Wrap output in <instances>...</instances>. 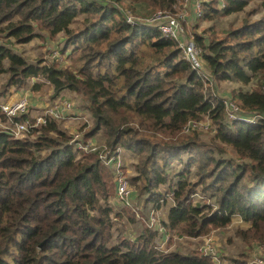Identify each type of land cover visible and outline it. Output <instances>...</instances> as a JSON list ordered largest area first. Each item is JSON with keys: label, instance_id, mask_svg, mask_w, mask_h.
Wrapping results in <instances>:
<instances>
[{"label": "trees", "instance_id": "trees-1", "mask_svg": "<svg viewBox=\"0 0 264 264\" xmlns=\"http://www.w3.org/2000/svg\"><path fill=\"white\" fill-rule=\"evenodd\" d=\"M129 1L138 16L183 2ZM249 2L237 25L190 34L215 83L209 88L173 38L127 23L105 0H0V73L6 74L0 95L31 78L39 79L31 82L34 90L49 84L51 97L75 92L91 115L89 127L78 128L81 139L100 131L108 153L122 147L135 155L127 178L152 214L171 199L165 220L156 216L160 226L148 225L134 204L109 203L111 165L99 149L76 148L60 119L47 115L20 137L0 127V264H215L196 247L183 251L168 243L173 236L209 234L232 216L247 223L235 235L248 251L229 257V264H254L247 261L249 248L264 244V0H199L198 17L218 18ZM256 8L261 13L251 18ZM58 34V53L67 51L71 66L56 53L26 60L8 44L9 37L26 42ZM221 81L236 82L230 99L259 116L228 119L216 90ZM206 117L205 130H183ZM136 221L131 234L117 229Z\"/></svg>", "mask_w": 264, "mask_h": 264}, {"label": "rangeland", "instance_id": "rangeland-1", "mask_svg": "<svg viewBox=\"0 0 264 264\" xmlns=\"http://www.w3.org/2000/svg\"><path fill=\"white\" fill-rule=\"evenodd\" d=\"M112 1V0H111ZM114 2V1H112ZM115 3V7L119 8V10H123L124 8H130V4L131 1L129 0H124L122 1V3L117 4ZM111 4V3H110ZM195 1L194 0H190L188 1L185 5H183L182 2V6L180 7L178 4L173 5L172 9L173 10H169L171 12H173V14H175L177 17L179 16L180 20L183 19L182 23L184 26V36L187 39H190V34L192 35L193 32H200L202 29H205L208 26H212L213 29H215L216 31H219L225 27H227L229 24L231 25H237L238 23H240L244 12L246 10L249 9V7H252V2H249L242 10L236 11V12H232L223 16H219L218 18H213L210 20H205L202 19L200 17H198L197 15V8L196 6H194ZM112 5V4H111ZM158 10L157 8L155 9H150V11H155ZM168 10V9H166ZM259 13H261V8H256L251 14L250 17H256L259 15ZM81 16L79 15L78 18H80ZM76 22L72 23V26L75 25ZM59 35V34H58ZM56 36L57 38L55 39H49V38H45L40 39L39 37H32L30 40L26 41V42H17L14 41L12 37H9V42L8 44H10L11 46H13V48L21 53L26 60H33L36 59L38 57H51L52 53H56L57 54V60L60 61L61 64L63 65H70L71 66V61L70 59L67 57V51L63 54L58 53V44L60 42V40L62 39L61 36ZM4 38L1 37L0 41H2ZM177 41L181 40L180 38H176ZM181 51V50H180ZM182 52V51H181ZM180 52V53H181ZM55 57V58H56ZM6 74L5 73H0V85L1 83L4 81ZM35 79L37 78H31L29 79L27 85L25 87H23L26 90L27 93H30L34 96H36V100L37 102H41V104L36 105L35 108H33L32 106H28V113L29 114H35L37 111H39L42 107H44L45 105L51 104L53 101L57 102L60 101L61 103L64 102V100H69L71 102L70 106H64V111L68 112L67 115L64 116L63 119H60L59 122L60 124L64 127L67 126L68 131H70V133L74 134V133H78V128H81L83 131H85L90 123H91V115L90 113L81 106V101L79 98V95L76 94L73 91H69L66 92L67 90H60L59 93L57 95H55L54 97H51V91L52 88L49 86V84L43 83L38 89L34 90L31 88V82L35 81ZM39 79H37L38 81ZM237 86V83L234 81H221L219 83H217L216 86V90L217 92H219L222 95H229L230 93V89L234 88ZM244 87H248V86H244ZM12 87H8L7 90L5 91L4 94L0 95V100L3 99L5 101L11 102L13 101L14 98H9L8 96L10 95L9 90ZM60 94V97H56ZM30 96V95H29ZM27 97V96H26ZM43 104V105H42ZM59 109V108H58ZM61 110V109H59ZM67 121V122H65ZM23 136V135H22ZM96 134H93L91 136L86 137V143L88 145L95 143L96 147H102L104 145V137L102 135L99 134V137H101V139L99 137H97ZM98 145V146H97ZM105 156L107 155V151L103 150L102 152H104ZM111 154H113V152H111ZM114 155V154H113ZM184 156V155H183ZM115 159L112 161L111 166L112 167H116L117 169L113 168V171H124L123 175L126 177L130 189H131V196L129 198H126L122 201H120L121 203L124 204H134L135 208H138L139 210L142 211V215L145 217V221H147L149 219L150 216H157L158 219H160L162 216L165 215V208L167 207V205L171 202L170 197H166L165 202L161 204L160 208L158 209V211L156 212V215L151 214L150 211V203L147 205H144L143 203V194H138L136 188L134 187L133 183L129 180V175L133 173V168H132V163L135 161V155L132 154L131 152L125 150L122 147H117V153L116 155H114ZM173 167L176 168H180V164L179 162H173ZM120 166H123V168L121 169ZM112 171V172H113ZM162 187H166V184L161 185L160 188ZM198 189V187L196 188ZM200 193V192H199ZM137 194V195H136ZM198 196L195 195L193 198L194 200L198 199ZM115 198L114 194L113 196H109L108 200L109 203L113 204L115 203ZM114 201V202H113ZM118 203V202H116ZM148 206V208H147ZM138 218L142 217V215L139 213H137ZM139 215H141L139 217ZM139 222V221H138ZM138 222L136 221L135 224H128V223H119V226L117 227V229H119L120 231H122L123 233L126 234V229L128 230V234H131L132 231L136 228L139 227ZM246 222L240 220L238 218V216H232L231 221L228 223V225H226L223 228H219V229H215L212 230L209 235L211 236L212 239V244L214 247H216L218 249V256L221 259L219 264H229V257L238 255L239 253H241V251L246 250L247 246L243 243V241L237 236L235 235V230L237 228H242L246 226ZM160 226V224L158 225ZM157 226V227H158ZM133 229V230H132ZM114 233H115V229H114ZM165 236V234H163V237ZM163 237L159 240L160 244L162 246H164V241H163ZM166 237V236H165ZM201 237H195V238H191V237H176L173 236L172 239L170 240V242L168 243L167 246V242H166V246L168 248H179L180 250L186 251L189 249H192L194 247H198L199 244H201ZM204 241V237L202 238ZM214 262H216L214 260Z\"/></svg>", "mask_w": 264, "mask_h": 264}, {"label": "built area", "instance_id": "built-area-1", "mask_svg": "<svg viewBox=\"0 0 264 264\" xmlns=\"http://www.w3.org/2000/svg\"><path fill=\"white\" fill-rule=\"evenodd\" d=\"M107 3H111L114 7L116 6L114 2L111 0H105ZM183 5H185L190 0H182ZM197 8V15H199V0H194ZM124 16V19L127 23L134 25L136 23H142L145 25L154 26L158 29L163 35L171 37L175 40L176 46L181 50V55L184 59L190 62L191 66L196 69V71L201 74L203 79V84L209 86V88L213 87L215 83H213V79L208 71L204 68L203 62L200 59V49L194 44L190 39L185 38L184 36V26L182 20H180L179 16L177 17L173 12L169 10H155L149 13L147 16H138L133 14L130 8H124L121 10ZM176 38H180L181 40L177 41ZM55 53H52V55ZM223 102L225 105L226 116L230 120L241 119L244 121H253L259 114L254 112H244L242 111L238 105L233 102L228 95H224ZM71 102L69 100H64L63 103L60 101H53L51 104L45 105L35 114L28 113V98L26 95H20L19 97L13 99V101L8 102L5 100H0V127H4L8 129L14 136L20 137L24 135L25 131L32 126H35L39 123H43L45 121V116H53L55 118L61 119L63 114L61 112L60 107L70 106ZM59 108V109H58ZM25 114L26 118L22 120H11L15 115ZM2 115L4 119H2ZM264 118V114L260 115ZM209 124V119L206 117L205 119H200L197 121H188L184 126L183 130L187 131L189 129H201L205 130ZM72 134V133H71ZM71 140L74 142L75 147L83 150H96L99 149V158L102 160L104 164H112V161L115 159L114 155L107 152L108 156H105L104 152H102L105 148L103 145L100 148L96 147V144L88 145L85 139H81V132L78 130V133L72 134ZM98 146V145H97ZM107 151V150H106ZM112 167V166H111ZM117 169L116 167H112ZM113 179H114V197L115 201L121 203L120 201L129 198L131 194V189L126 177L123 175L122 171H113ZM152 214V211H151ZM148 225L158 226V220L156 216H150L147 220ZM205 238L204 241L202 238ZM201 238V244L198 245L197 249L202 251L203 253L209 254L212 261L214 260L215 264H219L221 259L218 256V249L213 246L212 239L209 234L203 235ZM248 263L254 264H264V244H254L251 247V251L248 255Z\"/></svg>", "mask_w": 264, "mask_h": 264}, {"label": "crops", "instance_id": "crops-1", "mask_svg": "<svg viewBox=\"0 0 264 264\" xmlns=\"http://www.w3.org/2000/svg\"><path fill=\"white\" fill-rule=\"evenodd\" d=\"M59 36V35H58ZM26 90H29V89H26ZM26 90L24 89V88H19V89H15V88H11L10 90H9V93H10V95L8 96L9 98H17V97H19L20 95H26L27 96V98H28V102H29V105L30 106H32L33 108H35L36 107V105H40L41 104V102L39 101V102H37V100H36V96H34V95H32V94H30V93H27L26 92ZM63 90H67L66 92H69V91H71V90H68V89H63ZM30 95V96H29ZM56 97H60V94L58 95V96H56ZM4 99V98H3ZM3 99H1V100H3ZM43 105V104H42ZM37 108V107H36ZM60 109H61V112H62V114H63V117H61V119H63L64 118V116L65 115H67L68 114V112H65L64 111V108H61L60 107ZM65 122H67V121H65ZM66 129H67V126H64ZM68 130V129H67ZM68 132H70V131H68ZM96 135H97V137H99V134L100 135H102L101 134V132L100 131H97L96 133H95ZM96 137V138H97ZM100 139H101V137H99ZM148 205V204H147ZM167 208V207H166ZM166 208H165V215L164 216H162L161 217V219H163V220H165V218H166ZM157 211H158V209H157ZM156 211V212H157ZM161 231H162V229H160V231H159V237H158V244H159V246L162 248V249H164L165 247H166V238H165V236L163 237V233H161ZM163 237V241H164V246H162L161 244H160V242H159V240L161 239ZM191 238H193V237H191ZM195 238V237H194ZM161 241V240H160ZM249 249H251V248H249Z\"/></svg>", "mask_w": 264, "mask_h": 264}]
</instances>
